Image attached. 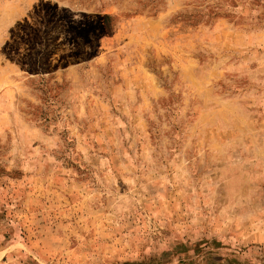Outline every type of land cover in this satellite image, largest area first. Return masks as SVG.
<instances>
[{
	"label": "rangeland",
	"instance_id": "1",
	"mask_svg": "<svg viewBox=\"0 0 264 264\" xmlns=\"http://www.w3.org/2000/svg\"><path fill=\"white\" fill-rule=\"evenodd\" d=\"M234 261L264 264V0H0V264Z\"/></svg>",
	"mask_w": 264,
	"mask_h": 264
},
{
	"label": "trees",
	"instance_id": "2",
	"mask_svg": "<svg viewBox=\"0 0 264 264\" xmlns=\"http://www.w3.org/2000/svg\"><path fill=\"white\" fill-rule=\"evenodd\" d=\"M187 248V246H185V244H182V245H180L179 247H178V249H180V250H185L186 248ZM187 250V249H186ZM185 250V251H186ZM185 251H183V252H185ZM234 264H245V263H243V262H236V261H234Z\"/></svg>",
	"mask_w": 264,
	"mask_h": 264
},
{
	"label": "crops",
	"instance_id": "3",
	"mask_svg": "<svg viewBox=\"0 0 264 264\" xmlns=\"http://www.w3.org/2000/svg\"><path fill=\"white\" fill-rule=\"evenodd\" d=\"M250 264H262V263H256V262H255V263H250Z\"/></svg>",
	"mask_w": 264,
	"mask_h": 264
}]
</instances>
